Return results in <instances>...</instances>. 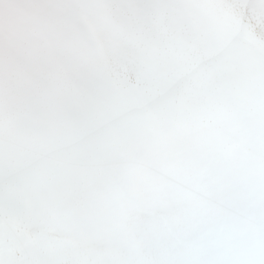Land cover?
<instances>
[{"label":"bare ground","instance_id":"6f19581e","mask_svg":"<svg viewBox=\"0 0 264 264\" xmlns=\"http://www.w3.org/2000/svg\"><path fill=\"white\" fill-rule=\"evenodd\" d=\"M173 2L185 7L154 31L101 35L54 120L37 104L21 112L19 135L0 142V260L74 264L89 240L140 229L180 250L174 264H264V166L236 162L252 155L235 128L251 119L259 139L264 122V0ZM102 14L91 9L81 26L95 31ZM46 47L31 53L38 65L54 62ZM21 54L0 44V77ZM176 80L187 87L171 112L139 111ZM185 113L203 134H166L165 122Z\"/></svg>","mask_w":264,"mask_h":264},{"label":"clouds","instance_id":"9594fccd","mask_svg":"<svg viewBox=\"0 0 264 264\" xmlns=\"http://www.w3.org/2000/svg\"><path fill=\"white\" fill-rule=\"evenodd\" d=\"M102 8L103 14L94 19L95 31L81 26V17L94 8ZM185 6L173 0H146L129 5L108 3L103 5L52 4L40 0H0V44L5 50L10 45L22 49L14 67L5 62L0 77V142L14 138L24 127L21 112L40 111L54 120L57 107L66 94V85L74 73L86 67L85 54L91 56L100 43V36L111 37L115 30L126 36L157 29L166 19L178 15ZM44 42L47 55L53 63L38 65L32 51ZM122 44L134 50L130 40ZM242 46V45H241ZM137 85L152 87V82L137 79ZM187 85L176 80L162 91L147 96L140 106L141 112H171L180 100ZM236 143L247 134L252 158L245 161L239 153L237 163L249 168L257 162L264 166V122L256 137L255 124L249 120L236 121ZM164 132L175 137L195 139L203 134L199 121L192 113L170 118L164 124ZM231 138V129L218 130ZM243 151V145H241ZM173 244L154 242L140 229L92 239L86 242L74 264H174L179 253ZM0 264L11 261L0 260Z\"/></svg>","mask_w":264,"mask_h":264}]
</instances>
